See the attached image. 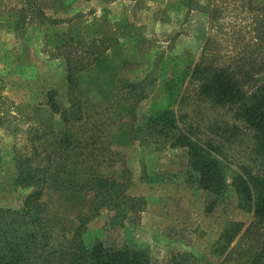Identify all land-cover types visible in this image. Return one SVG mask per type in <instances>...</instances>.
I'll return each mask as SVG.
<instances>
[{"label":"trees","instance_id":"obj_1","mask_svg":"<svg viewBox=\"0 0 264 264\" xmlns=\"http://www.w3.org/2000/svg\"><path fill=\"white\" fill-rule=\"evenodd\" d=\"M187 4L193 5L191 0ZM227 5L231 6L229 13L238 7L245 12L249 32L234 37L239 47L231 60H222L209 36L195 64L181 71L163 67L164 108L147 102L153 79L120 76L125 63L120 65L106 54L114 41L111 35L105 47L94 49L93 44L87 48L85 63L77 58L67 63L69 107H63L57 92L50 90L47 102L59 120L56 125L51 122L27 132V144L14 158L11 185L22 195L16 207L0 204V264H151L149 248L142 244L125 239L121 246L106 247L101 241L84 240L88 223L105 212L113 213V219L123 226L124 222H140L146 211L147 198L130 194L135 183L126 150L135 143L152 152L182 150L186 182L213 196L207 212L213 211L231 187L237 207L252 215L243 248L230 247L242 223H224L211 246V255L218 259L213 264H264V85L249 95L246 92L264 74V0L221 1L202 11L213 24L227 13ZM106 31L101 30L99 36L106 37ZM85 35L68 40L85 46L90 42H84ZM185 81L196 84L198 100L215 108L229 107L233 118L251 132L248 160L236 170L224 160L223 148L215 138L222 139L219 131L215 134L210 128L208 134L215 135L202 137L204 127L187 123L186 114L175 112ZM92 91L100 97V106L88 101ZM143 106L146 109L139 119ZM3 165L0 154V174ZM144 167L141 182H161L162 174L148 175ZM170 200L177 198L165 201ZM61 201L71 212L61 210ZM199 263L192 253H176L171 258V264Z\"/></svg>","mask_w":264,"mask_h":264},{"label":"rangeland","instance_id":"obj_2","mask_svg":"<svg viewBox=\"0 0 264 264\" xmlns=\"http://www.w3.org/2000/svg\"><path fill=\"white\" fill-rule=\"evenodd\" d=\"M191 1L193 5L188 6L187 0H0V154L4 160L0 204L17 206L22 192L11 185L14 158L27 144V132L59 120L47 102L50 90L57 92L63 107H69L66 65L75 58L85 63L91 45L100 49L110 43V35L114 37L106 54L120 65L125 63L120 76L153 79L155 85L147 102L160 108L167 102L163 67L171 70L174 66V71H181L195 64L207 37L220 49L223 61L231 60L239 47L234 37L242 38L250 29L245 12L238 7L229 13L231 6L227 5V13L211 24L202 10L228 0ZM101 30L108 35L99 36ZM83 33L84 42L90 41L88 45L68 40ZM251 36L253 33L248 38ZM60 42L65 44L62 48H58ZM260 85H264V74L246 89L247 95ZM179 93L181 100L174 105L175 112L186 114L187 123L204 127L202 137L210 128L215 134L219 131L221 140L213 133L208 135L217 138L229 168L236 170L246 162L251 132L244 122L234 119L229 107L215 108L198 100L196 84L185 81ZM88 97L90 103L99 105L95 92ZM145 109L141 108L139 119ZM126 155L135 183L130 194L147 198L146 211L140 222H124L123 226L113 219V213L105 212L88 223L86 243L101 241L106 247H114L126 239L148 247L151 264H171L172 256L182 252L196 255L199 264H213L218 259L211 255L212 244L226 221H236L242 223V229L230 247L246 246L245 230L253 221L252 215L237 207L231 187L213 211L207 212L213 196L186 182L182 150L152 152L135 143ZM141 166L148 175L162 174L161 182H141ZM168 197L177 200L167 202ZM61 210L71 212L63 202Z\"/></svg>","mask_w":264,"mask_h":264}]
</instances>
